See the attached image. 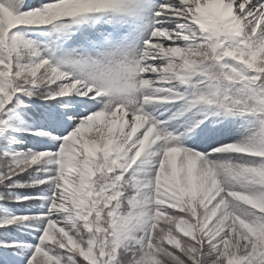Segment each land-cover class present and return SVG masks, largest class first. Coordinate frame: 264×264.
Instances as JSON below:
<instances>
[{"label":"snow or ice","instance_id":"1","mask_svg":"<svg viewBox=\"0 0 264 264\" xmlns=\"http://www.w3.org/2000/svg\"><path fill=\"white\" fill-rule=\"evenodd\" d=\"M0 264H264V0H0Z\"/></svg>","mask_w":264,"mask_h":264}]
</instances>
